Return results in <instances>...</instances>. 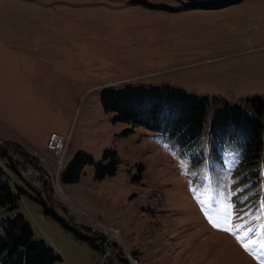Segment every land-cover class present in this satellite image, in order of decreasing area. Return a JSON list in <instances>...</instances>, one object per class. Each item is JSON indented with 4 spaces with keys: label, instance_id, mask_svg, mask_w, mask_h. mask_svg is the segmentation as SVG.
<instances>
[{
    "label": "rangeland",
    "instance_id": "374dc122",
    "mask_svg": "<svg viewBox=\"0 0 264 264\" xmlns=\"http://www.w3.org/2000/svg\"><path fill=\"white\" fill-rule=\"evenodd\" d=\"M199 1L0 0L1 181L20 194L0 222L24 214L59 264H264V152L216 161L204 137L196 164L103 103L167 85L210 98V123L264 98V0Z\"/></svg>",
    "mask_w": 264,
    "mask_h": 264
},
{
    "label": "trees",
    "instance_id": "16d2710c",
    "mask_svg": "<svg viewBox=\"0 0 264 264\" xmlns=\"http://www.w3.org/2000/svg\"><path fill=\"white\" fill-rule=\"evenodd\" d=\"M241 0H201L203 7L225 6ZM105 108L116 112V119L127 121L134 127L143 125L154 133L174 138L189 152L194 163L206 157L203 139L210 156L222 161L226 152L238 151L241 165L259 164L264 152V98L254 96L245 103L223 101L216 109L211 122L208 113L210 98L167 85H126L106 89L103 96ZM196 147V149H193ZM3 157L8 153L0 152ZM75 165V162L73 166ZM0 205L6 212L18 207L20 194L8 182L1 181ZM46 212H52L46 205ZM63 224L70 229L65 220ZM0 231V264H59L62 256L44 240L33 235L24 214L5 215Z\"/></svg>",
    "mask_w": 264,
    "mask_h": 264
},
{
    "label": "built area",
    "instance_id": "2783aa9c",
    "mask_svg": "<svg viewBox=\"0 0 264 264\" xmlns=\"http://www.w3.org/2000/svg\"><path fill=\"white\" fill-rule=\"evenodd\" d=\"M52 138H53L52 139V143L53 144L56 143L57 141H59L58 144H54L55 146H59V144L63 142L61 137L59 135H57V134H53ZM56 149H57V147H56Z\"/></svg>",
    "mask_w": 264,
    "mask_h": 264
},
{
    "label": "water",
    "instance_id": "95a60500",
    "mask_svg": "<svg viewBox=\"0 0 264 264\" xmlns=\"http://www.w3.org/2000/svg\"><path fill=\"white\" fill-rule=\"evenodd\" d=\"M17 158V157H16ZM18 159V158H17ZM18 160H20V159H18ZM28 164V163H27ZM29 166V165H28Z\"/></svg>",
    "mask_w": 264,
    "mask_h": 264
}]
</instances>
